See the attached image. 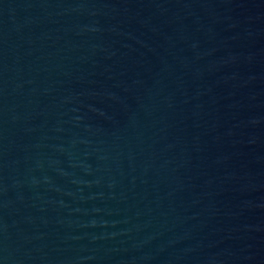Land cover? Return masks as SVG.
<instances>
[{
	"label": "water",
	"instance_id": "obj_1",
	"mask_svg": "<svg viewBox=\"0 0 264 264\" xmlns=\"http://www.w3.org/2000/svg\"><path fill=\"white\" fill-rule=\"evenodd\" d=\"M0 264H264V0H0Z\"/></svg>",
	"mask_w": 264,
	"mask_h": 264
}]
</instances>
